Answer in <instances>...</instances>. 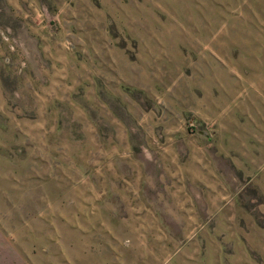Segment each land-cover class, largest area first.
<instances>
[{"label":"rangeland","instance_id":"374dc122","mask_svg":"<svg viewBox=\"0 0 264 264\" xmlns=\"http://www.w3.org/2000/svg\"><path fill=\"white\" fill-rule=\"evenodd\" d=\"M252 114L264 0H0V264H264Z\"/></svg>","mask_w":264,"mask_h":264},{"label":"crops","instance_id":"0c3cea01","mask_svg":"<svg viewBox=\"0 0 264 264\" xmlns=\"http://www.w3.org/2000/svg\"><path fill=\"white\" fill-rule=\"evenodd\" d=\"M254 93H249L248 99L250 100L251 103H254V105H261V98H259L258 95L255 94V96H253ZM254 114L249 116V120L250 122H248L245 126V130L243 133H235V132H231V133H227L225 134L227 136V139H223L222 137H217L214 139V134H208V133H199L200 136H204V137H208L210 136V138L214 139V143L212 145L211 144H207L204 143L203 145H200V147L202 148H209V147H214L217 148V150H219L221 147H229L230 149H243V150H247L248 152L246 153L247 155H255V156H259V157H263L264 158V123L261 122V120L257 119V121L255 120L256 117L253 116ZM263 126V127H262ZM231 130H229L230 132ZM216 135V134H215ZM214 136V137H213ZM239 136V137H238ZM242 136V137H240ZM209 139V138H207ZM211 139V140H213ZM225 141H227V144L225 146ZM254 150V151H253ZM213 156H219V151L215 154H213ZM212 157H209L208 159L212 162ZM215 159V158H214ZM252 158L248 159V165L252 163ZM263 162L264 164V159L263 160H258L256 161V167L258 164H261ZM164 174V171H162ZM155 172H154V176H148V180L145 184H143L141 186V196H147L148 200H147V204H154L156 202H160V203H165L166 200L164 198H166L167 193L165 192V190H160L163 187L162 186H158V184L160 183L159 181H155L156 176H155ZM159 175V174H158ZM118 184V182H116ZM166 186V185H165ZM103 187L101 189V193H100V197L101 199L103 198H107L109 195L111 196H118L120 195V193L122 192L121 190H119V186L116 185L115 187L113 186H101ZM105 188V189H104ZM115 191H114V189ZM131 193V196L133 195H137L140 196V192L136 190V187H133L132 191L127 192V194Z\"/></svg>","mask_w":264,"mask_h":264}]
</instances>
